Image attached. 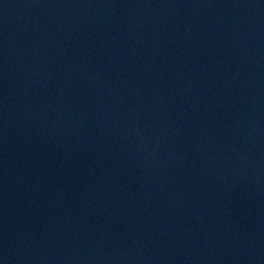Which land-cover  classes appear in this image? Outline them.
<instances>
[{
    "label": "water",
    "instance_id": "water-1",
    "mask_svg": "<svg viewBox=\"0 0 264 264\" xmlns=\"http://www.w3.org/2000/svg\"><path fill=\"white\" fill-rule=\"evenodd\" d=\"M0 264H264V0H0Z\"/></svg>",
    "mask_w": 264,
    "mask_h": 264
}]
</instances>
